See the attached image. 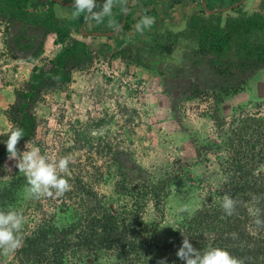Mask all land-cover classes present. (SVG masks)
<instances>
[{
	"label": "rangeland",
	"instance_id": "374dc122",
	"mask_svg": "<svg viewBox=\"0 0 264 264\" xmlns=\"http://www.w3.org/2000/svg\"><path fill=\"white\" fill-rule=\"evenodd\" d=\"M146 10L145 14L151 16L148 11L150 9ZM260 12L264 14V7ZM57 14L58 10L56 17ZM222 17L225 18L224 15ZM138 20L139 18L134 19ZM174 25L172 30L165 28L161 32L175 31L181 26ZM129 27L126 23L124 30ZM7 33L5 26L0 32V139L12 127L6 115L14 101L15 91L24 87L30 72L27 77L24 76L33 67L45 66L50 56L28 62L31 65H23L18 61H21L17 57L18 53L12 49L10 39L5 38ZM119 36V42L123 38L121 31L109 37L111 47ZM118 42L115 45H119ZM192 47L193 42L181 40V44L168 58L170 65L192 69L191 72L182 71V78H179L177 84H173L176 86L177 95L174 103L172 102L173 108L170 106L169 118L175 126L166 124V118V121L158 120L164 123L162 126L154 127V130L161 127L157 132L165 129L168 132L167 140H175L179 146H162L160 143L164 140H160L163 138L158 136L156 139L154 136L151 140L154 145L147 146V152L142 150V141L137 137L144 135L138 127L145 121L147 105L143 96L146 84L138 80L144 83V90L136 96L137 99L132 98L129 93L122 94L116 88L101 89L100 75L92 69L95 60H105L100 54L92 56L87 66L72 70L71 78L77 72L73 81L76 86H69V82L42 91L32 109L35 133L31 141L41 148L42 153L49 156L71 155L70 172L67 176L71 190L62 197L27 198L24 192L26 177L15 167L16 161L9 160L7 156L0 168V181L18 174L24 177L23 187L19 189L18 197L12 205L21 210L25 217L23 237L29 235L38 225L46 227L52 219L56 221L52 214L58 206L67 210V216L73 222L78 219L77 213L83 216V212L88 211L92 214L95 204L105 203L108 197L117 198V211L128 212L133 203L130 196L143 194L141 192L144 188L151 189L154 185L157 196L153 197L152 192L147 191L146 198L140 197L144 207L138 217L148 225L145 234L150 229L155 230L154 240L157 239L160 244L169 232L179 228L184 219L197 210L215 204L219 199L218 192L225 194L222 190V167L226 165L230 155H251L246 154L243 149L249 151V140L256 136H252L254 129L264 134V111L259 117L252 115L255 109L253 105H264V69L255 73L257 75L241 91L225 96L216 88L220 82L215 80L207 67L209 72H198L194 65H189V60L190 63L193 60L190 54ZM178 62H181L180 65ZM108 63L111 68L119 70L109 61ZM22 66L26 72H22ZM173 77L172 75L170 78ZM77 81L80 82L77 84ZM193 91L213 97V113H201L193 119L181 115V101L192 99L195 95ZM170 97L172 98L171 95L169 99L172 100ZM135 136L137 137L134 139ZM261 142L262 140L259 141ZM24 144L17 147L21 152ZM253 151L255 153L257 149ZM253 171L261 173L263 169L256 167ZM78 185L83 187L82 191L77 190ZM140 198L137 197L138 200ZM185 205L189 206V211L181 212L180 209ZM58 225L55 224L56 227ZM97 258V262L91 256L79 263L71 260L65 264H129L108 259L106 254ZM14 261L15 255H0V264H16Z\"/></svg>",
	"mask_w": 264,
	"mask_h": 264
},
{
	"label": "trees",
	"instance_id": "16d2710c",
	"mask_svg": "<svg viewBox=\"0 0 264 264\" xmlns=\"http://www.w3.org/2000/svg\"><path fill=\"white\" fill-rule=\"evenodd\" d=\"M26 1L0 0L3 6L0 18L18 23L10 38L12 49L17 53H28L27 59L31 62L41 55L43 39L49 33L54 36L53 43L60 44L61 48L45 66L31 68L24 87L14 93V101L6 116L12 127L19 126L24 131L18 145L34 137L32 109L42 91L69 83L72 70L87 66L91 60L86 44L69 37L72 22L54 19L49 13L31 16L22 10ZM235 13L232 19L226 18L222 24L218 16H193L188 19L184 30L178 33L152 34L145 43L147 53L150 56L170 55L179 40L191 41L192 63L205 62L215 80L220 82L216 87L220 94L227 96L241 91L255 73L264 69V14L255 12L248 16L237 10ZM129 19L125 15L123 29ZM34 26L35 31L28 33L29 27ZM196 93L193 91V94ZM253 132L252 136L256 134V137L250 151L255 148L257 151L253 155H230L221 171L224 177L222 190L238 202L234 215H225L221 207L223 195L218 192L219 199L215 204L191 214L159 244L157 239L154 240L155 230L150 229L145 234L148 225L138 217L143 212L141 198L146 196V192L157 196L153 185L151 189L144 188L143 194L130 196L133 203L128 212L117 211V198L112 197H108L105 203H96L92 214L85 211L83 217L77 213L75 222L62 206L56 207L52 211L56 221L52 219L46 227L38 225L24 236L23 246L16 251L14 262L65 264L75 260L79 263L91 256L97 262V256L106 254L108 259L120 263L157 264V261L166 258L167 264H184L176 256L184 235L197 250L219 246L234 256L246 258V264H264V228H256L252 224L253 214L250 211L259 207L264 219V200L259 204L252 201L253 195L264 196V134L257 129ZM8 134L0 139V168L8 156L4 143ZM256 167L263 171L256 173L253 171ZM23 181L24 177L19 174L0 181V207L14 204ZM82 189L78 185L77 190ZM137 197H141L140 200ZM22 233H25L24 229ZM231 233H236L237 238L233 239Z\"/></svg>",
	"mask_w": 264,
	"mask_h": 264
},
{
	"label": "crops",
	"instance_id": "0c3cea01",
	"mask_svg": "<svg viewBox=\"0 0 264 264\" xmlns=\"http://www.w3.org/2000/svg\"><path fill=\"white\" fill-rule=\"evenodd\" d=\"M59 1L60 3L55 0H27L22 10L34 17H38L39 15H41V13H49L54 19L72 22V30L69 34V37L71 39H77L84 42L91 53V58L94 55L97 56L100 54L105 59H107L114 67H117L126 72L131 71L132 73H134L135 77L138 80L145 82L146 90L143 96L145 104L147 105L145 108V121L143 125H140L138 127L144 132V135H141L140 137H134V139L137 137L142 141V150H146L147 146L151 147V145H154L151 141L154 136H156V139H158V136H160V138H163L160 140H164L160 143V145L162 146H168V148L171 144L179 146L177 141L172 140L173 142H170L167 140L168 138L166 137V135L168 134V132L165 131V129L163 132H157V129H161V127L155 130L154 127L162 126V124H164L162 121L158 120H167L166 124L175 126L172 123V119L169 118V111L171 108H173L174 105H172V102L174 103V98L177 95L176 86H174L173 84H177L179 82V78H182V71H192L191 68H181L179 66L169 64L170 61L168 58L172 56L177 46L181 44V40L178 41L175 49L170 55L150 56L147 53L145 47V43L149 39L150 35L162 34L165 31L161 32V29L165 28H170L172 30L171 27H173V25L176 23H178L176 25H181L180 28H177L175 31L171 32L166 31L165 33H178L184 30L188 19L193 16H201L205 18L209 15L218 16L221 18L220 22L222 24V21L224 19H232L236 15V10L240 13L250 16L255 12L261 13L260 11L264 7V0H244L242 2H239V0H237V2L234 3H232L231 0H205L206 11L220 12L212 14L211 12L208 13L206 11H201L199 9L200 6L196 7L197 3L200 2V0H118L117 6L112 10V17H105L104 19L106 22L96 23L95 21L86 22L83 14L79 18L72 17L71 12L73 10L72 6L74 0ZM98 3L99 5L102 4L103 0H97V5ZM99 5L97 10H99ZM222 6H224L225 9L223 8L222 10H216V8H220ZM2 9L3 6L0 2V10ZM146 9H150L148 11H150V13L152 14L151 17L154 18L155 22L151 25L150 28H145L142 33L137 32L134 25H136V23L140 21L143 15H148L145 14V11H147ZM57 10L58 17L55 16ZM2 14L5 15V13ZM125 15H128L130 18L129 21H127L130 27L126 30L123 29L125 20L122 24V27L118 28L122 22V19H125ZM223 15L225 16L224 19L222 17ZM135 18H139V20L134 21ZM110 20L113 22L111 26L109 25ZM0 21L5 23L8 32L5 38L9 40L12 37V34L15 32V28L18 23H13L10 20L8 21L6 18H0ZM36 28L38 27L36 26ZM156 30L160 32H156ZM27 31L28 33L34 32L35 26L29 27ZM119 31H121L123 38H121L118 42L120 38L119 36L111 47V41H108V39L109 37L118 34ZM39 32L41 31L39 30ZM53 39L54 36L50 33L44 37L43 51L41 55L36 58L37 60L41 57H48L49 55L50 57L48 59H50L57 53V51H55L56 45L53 43ZM41 40L42 38L40 39V41ZM116 42H118L117 44L119 45H115ZM17 57L21 59V61H18L23 65L30 64L28 63L29 60L27 59L28 53L18 52ZM35 61L33 60V62ZM192 61L193 60H191L190 63L189 60V65H194L195 70H197L198 72H202V70L207 71L206 66L204 65L205 63L199 61L200 63L195 65L192 63ZM180 63L181 62H178L177 64L180 65ZM197 66H200V68H198ZM30 71H28L24 77H27ZM22 72H26V69L23 66ZM76 73L73 74L69 86H76V83L73 84V81L75 80L74 76L76 75ZM172 75L174 77L170 78ZM256 75H254L252 78H254ZM259 75L261 74H258V76ZM78 82L80 81H77V84ZM81 83L83 84L84 82ZM168 94L169 96H172V98L170 97L172 100L169 99ZM178 146L177 148L179 149ZM146 152L145 155L147 154Z\"/></svg>",
	"mask_w": 264,
	"mask_h": 264
},
{
	"label": "clouds",
	"instance_id": "9594fccd",
	"mask_svg": "<svg viewBox=\"0 0 264 264\" xmlns=\"http://www.w3.org/2000/svg\"><path fill=\"white\" fill-rule=\"evenodd\" d=\"M118 0H103L97 10V0H74L71 15L79 18L82 14L86 22L95 21L103 23L105 17H112V10L117 6ZM154 18L143 15L134 25L137 32H143L154 23ZM109 21V25H112ZM24 136V131L19 126L10 129L8 138L4 141L8 153V159L16 161L15 167L26 177L24 192L27 198L40 199L42 197H62L71 190V184L67 178L72 161L71 155L60 157L49 156L42 153L41 148L33 141L28 140L21 152L17 145ZM264 196L253 195L254 204H259ZM221 207L227 216L236 212L237 200L229 194L221 198ZM181 212H188L189 206L185 205ZM253 214L252 224L256 228H264V219L261 218L262 210L259 207L250 209ZM25 217L21 210L9 205L7 208L0 207V255L14 256L16 251L23 246V225ZM182 235V234H181ZM233 239L237 238L236 233L230 234ZM183 236L181 246L176 256L184 264H246V258L232 255L228 250L219 246H208L202 250L194 248L190 239ZM157 264H167V260L157 261Z\"/></svg>",
	"mask_w": 264,
	"mask_h": 264
},
{
	"label": "built area",
	"instance_id": "2783aa9c",
	"mask_svg": "<svg viewBox=\"0 0 264 264\" xmlns=\"http://www.w3.org/2000/svg\"><path fill=\"white\" fill-rule=\"evenodd\" d=\"M5 23L0 21V32L2 31V28H4ZM56 45V51H58L61 48L60 44H55ZM50 57V56H49ZM48 57V58H49ZM47 58V59H48ZM49 60V59H48ZM94 60V59H93ZM92 69H95L97 73L100 75V87L101 89L109 90V88L112 87V89L116 88L117 90H121L122 94H130L132 98L137 99V95L143 92L144 90V83L138 81V79L133 75V73L123 71L121 69L116 70L111 68L109 65L108 61L105 60H95L93 62ZM133 92V93H131ZM134 101V100H133ZM214 99L211 95H203L201 93H197L193 96L192 99L190 100H185L181 101V115L188 118V119H193L197 115L201 113H206L209 114L210 111L213 113L214 112ZM255 108L253 110V116H261L262 111H264V105H253ZM260 122V121H259ZM262 123V121H261ZM260 123V124H261ZM262 127V126H261ZM264 130V127H262ZM255 133V132H253ZM256 135V134H255ZM247 137V136H246ZM256 136L251 137L249 140L250 147L254 144V139ZM247 144V143H246ZM249 151L243 149V151L246 152V154H254V151ZM256 151V148H255Z\"/></svg>",
	"mask_w": 264,
	"mask_h": 264
},
{
	"label": "flooded vegetation",
	"instance_id": "af4514ba",
	"mask_svg": "<svg viewBox=\"0 0 264 264\" xmlns=\"http://www.w3.org/2000/svg\"><path fill=\"white\" fill-rule=\"evenodd\" d=\"M229 1V0H228ZM240 1V0H239ZM202 2H204V5H205V9L202 7ZM199 7V9L201 10V11H204L205 12V10H206V4H205V0H200V2H198L197 3V5H196V7ZM225 9V7L224 6H222V7H220V8H216V10H222V9ZM218 11H216V12H213L212 14H214V13H217ZM218 13H220V12H218Z\"/></svg>",
	"mask_w": 264,
	"mask_h": 264
},
{
	"label": "water",
	"instance_id": "95a60500",
	"mask_svg": "<svg viewBox=\"0 0 264 264\" xmlns=\"http://www.w3.org/2000/svg\"><path fill=\"white\" fill-rule=\"evenodd\" d=\"M55 1H57V2H59L60 3V1L59 0H55ZM242 1H244V0H241V1H239V2H242ZM66 5H71V4H66ZM237 5H238V3H237ZM202 7L205 9V5H204V2H202ZM206 11V10H205ZM206 12H208V11H206ZM209 12H211V13H213L214 11H209ZM208 12V13H209ZM124 18L122 19V22H121V24H120V26L118 27V28H120V27H122V24L124 23ZM110 34V33H109ZM112 34V33H111Z\"/></svg>",
	"mask_w": 264,
	"mask_h": 264
}]
</instances>
